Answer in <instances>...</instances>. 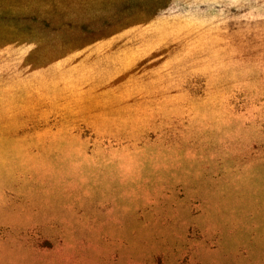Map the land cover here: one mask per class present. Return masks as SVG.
Segmentation results:
<instances>
[{
    "label": "rangeland",
    "instance_id": "1",
    "mask_svg": "<svg viewBox=\"0 0 264 264\" xmlns=\"http://www.w3.org/2000/svg\"><path fill=\"white\" fill-rule=\"evenodd\" d=\"M0 264H264V0H0Z\"/></svg>",
    "mask_w": 264,
    "mask_h": 264
}]
</instances>
